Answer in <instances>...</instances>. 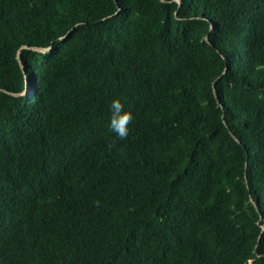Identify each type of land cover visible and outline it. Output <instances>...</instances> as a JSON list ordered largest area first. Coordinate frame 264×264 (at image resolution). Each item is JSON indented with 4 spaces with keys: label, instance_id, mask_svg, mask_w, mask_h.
<instances>
[{
    "label": "trees",
    "instance_id": "obj_1",
    "mask_svg": "<svg viewBox=\"0 0 264 264\" xmlns=\"http://www.w3.org/2000/svg\"><path fill=\"white\" fill-rule=\"evenodd\" d=\"M0 264H264V0H0Z\"/></svg>",
    "mask_w": 264,
    "mask_h": 264
},
{
    "label": "clouds",
    "instance_id": "obj_2",
    "mask_svg": "<svg viewBox=\"0 0 264 264\" xmlns=\"http://www.w3.org/2000/svg\"><path fill=\"white\" fill-rule=\"evenodd\" d=\"M109 111L108 124L111 132L120 140L126 139L129 134V125L134 119L133 113L124 107L118 97L111 99Z\"/></svg>",
    "mask_w": 264,
    "mask_h": 264
}]
</instances>
